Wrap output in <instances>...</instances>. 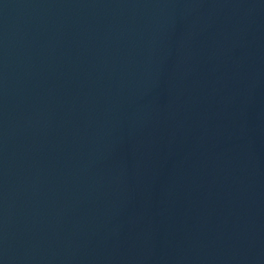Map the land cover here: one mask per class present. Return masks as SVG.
Listing matches in <instances>:
<instances>
[{
  "label": "water",
  "instance_id": "obj_1",
  "mask_svg": "<svg viewBox=\"0 0 264 264\" xmlns=\"http://www.w3.org/2000/svg\"><path fill=\"white\" fill-rule=\"evenodd\" d=\"M0 264H264V0H0Z\"/></svg>",
  "mask_w": 264,
  "mask_h": 264
}]
</instances>
